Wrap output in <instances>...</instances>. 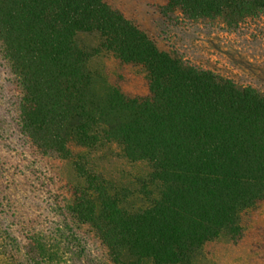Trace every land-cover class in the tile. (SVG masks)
Here are the masks:
<instances>
[{
	"label": "trees",
	"instance_id": "1",
	"mask_svg": "<svg viewBox=\"0 0 264 264\" xmlns=\"http://www.w3.org/2000/svg\"><path fill=\"white\" fill-rule=\"evenodd\" d=\"M166 1L233 32L253 23L248 61L264 68V0ZM103 52L144 67L150 97L129 99L91 71ZM0 55L19 91L9 115L74 176L45 228L58 250L37 240L43 229H30L26 253L0 231V264H72L90 253L87 230L107 264H193L206 244L243 239V215L264 202L263 90L160 51L105 0H0ZM104 152L149 171L127 186L94 168Z\"/></svg>",
	"mask_w": 264,
	"mask_h": 264
},
{
	"label": "rangeland",
	"instance_id": "2",
	"mask_svg": "<svg viewBox=\"0 0 264 264\" xmlns=\"http://www.w3.org/2000/svg\"><path fill=\"white\" fill-rule=\"evenodd\" d=\"M105 2L148 35L160 51L176 55L199 70L232 80L238 86L264 91V68L248 61L250 51L258 47L247 41L253 23L233 32L223 19L192 20L179 9L168 10L166 0ZM261 22L264 25V18ZM79 41L89 50L98 46L95 36L82 35ZM237 47L242 52H237ZM89 66L129 99H146L151 95L148 73L142 66L125 64L106 52L94 56ZM18 95L16 78L0 55V231L26 253L32 244L30 229H43L37 240L53 243L58 250L59 241L56 243L55 236L50 237L45 228L56 220L52 197L61 193L68 182H74L73 172L68 165L39 151L20 132L9 115L16 109ZM111 152L115 156L119 150L114 148ZM108 155L98 154L94 168L116 181L123 180L127 186L135 182L136 176L149 171L148 166L131 165ZM242 224L243 239L232 242L223 238L208 243L193 264H264V202L245 213ZM86 233L91 237L90 253L72 264H107L106 249L97 243L93 233L89 230Z\"/></svg>",
	"mask_w": 264,
	"mask_h": 264
}]
</instances>
